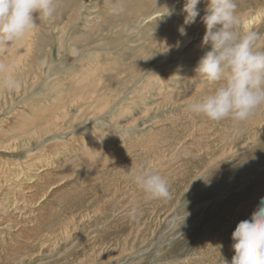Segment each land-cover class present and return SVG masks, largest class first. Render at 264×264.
<instances>
[{"label":"rangeland","instance_id":"rangeland-1","mask_svg":"<svg viewBox=\"0 0 264 264\" xmlns=\"http://www.w3.org/2000/svg\"><path fill=\"white\" fill-rule=\"evenodd\" d=\"M76 2L56 0L54 16L37 20L24 37L31 44L23 47L30 63L27 80H48L43 97L52 85L61 84L62 99L70 106L60 130L77 131L58 143L91 138L86 150L68 149L73 153L65 157L69 164L64 169L79 171L58 194L74 202L57 200H64L59 227L53 236H44L45 245L23 243L9 251L13 244L1 243L0 264H231L232 233L239 222L250 220L264 198V106L242 124L214 123L186 110L218 86L195 78L199 59L210 50L202 46L206 27L201 22L208 0L198 4L200 15L191 25L184 24L186 15L176 13L137 23L157 9L169 12L170 0H93L89 7L100 18L93 30L87 29L92 34L87 48L98 49L100 57H72L81 46H71L70 38L60 46L59 37L69 31L79 10ZM235 3L240 30L260 34L256 48L264 50V15L249 28L243 24L264 10V0ZM109 6L128 7L129 16L104 20L103 10ZM78 30H84L80 23L74 27ZM46 49L51 55L42 53ZM88 58L93 62L84 69L87 82L72 83L68 74L83 61L88 67ZM45 62L52 69L60 62L52 76ZM8 108H3L5 113ZM54 135L32 140L33 149ZM141 166L167 179L171 199L147 198L129 174ZM68 223L71 235L65 231ZM212 244L218 247L210 248Z\"/></svg>","mask_w":264,"mask_h":264},{"label":"bare ground","instance_id":"bare-ground-1","mask_svg":"<svg viewBox=\"0 0 264 264\" xmlns=\"http://www.w3.org/2000/svg\"><path fill=\"white\" fill-rule=\"evenodd\" d=\"M92 1L77 0L76 4L79 10L71 22L69 31L67 33L63 32L59 37L60 46L63 45L65 38L71 39V46L75 44L81 46V50L73 52L75 55H71L72 57L77 54H82L83 57H92V55L100 57L98 49L87 48V43L92 39V34L89 35L88 30L91 31L100 18L97 10L89 7ZM128 1L146 2V0ZM170 5L172 6L169 9L171 14L187 15L183 12L184 6L178 4L177 1L171 4L170 0ZM109 7L103 10L104 20L111 15L124 16L123 19L129 16L126 13L128 7L127 10L121 7L118 10ZM173 9L174 11H172ZM166 15H169L168 12L157 9L137 23L141 21L140 25H142L141 23L146 19L147 21L154 20L157 17ZM263 15L264 10L259 11L245 18L243 24L249 28L254 25L255 20H260ZM78 23H80V28H84V30L74 32V27ZM31 42V38H23L19 42L5 45L4 49L0 51V66H3L0 69V244L3 242L13 244V247L10 246L9 251L18 250L23 243V246L36 241L40 243L44 236H53V232L57 231L59 217L61 218V210L59 209L64 202V200H61L58 203L57 200L68 198L64 193L61 197L58 192L62 190L64 185L71 184V179L74 180L73 175L79 171L76 169L72 172L69 169H64L63 166L69 164L65 157L73 153L74 150L83 152L88 148V142L91 141V138L86 140L84 137H79L77 143H74L78 144L77 147L74 144L64 142V146L61 148L63 144L58 143L63 140L61 138L77 130L72 129L67 132L60 130V119L65 115V109L69 106L65 105L62 99L61 84L52 85L48 95L43 97L40 93L48 80H44L40 84L38 80H27L30 76V63L23 47L26 48ZM51 52V49L42 51L43 54L47 55H51ZM92 62L93 60L91 61L88 58L86 62L88 67L82 66L83 61L80 64L81 68L70 72L68 76L71 78V82L84 86L79 82H87L88 78L85 76L84 69L90 68ZM45 64L49 76H52V73L59 68L56 66L52 69V64L48 62H45ZM6 78L19 82L20 86L9 90L2 84ZM89 99H92V97ZM70 100L72 103V97ZM5 105L9 106L6 113L3 109ZM45 129L48 131L44 134H38L40 130ZM48 133L55 135L46 137L43 141L40 140L39 143L42 142L41 147L37 150L33 149L34 146L31 141H37ZM54 143H56L55 146H53ZM51 146L53 147L50 148ZM68 149L73 151L68 152ZM20 152L23 154L19 156ZM13 153L17 156L14 157ZM7 155H10V158ZM73 202L68 198L65 204ZM54 226L55 228H53ZM71 228V223H68L65 227L68 235H71ZM41 243L45 245L44 242ZM213 246L218 247L216 244H212L210 248ZM3 249L5 250V248Z\"/></svg>","mask_w":264,"mask_h":264},{"label":"clouds","instance_id":"clouds-1","mask_svg":"<svg viewBox=\"0 0 264 264\" xmlns=\"http://www.w3.org/2000/svg\"><path fill=\"white\" fill-rule=\"evenodd\" d=\"M200 2L186 0L185 25L196 22ZM236 9L235 0H208L201 17L206 27L202 46H210V50L199 59L195 78L218 86L211 94L186 105V110L214 123L231 120L242 124L264 106V50L256 48L261 36L255 31L240 30ZM55 12L56 0H0V51L7 44L21 41L36 28L37 20L47 22ZM179 32L187 34L183 26ZM2 84L9 90L20 86L11 78ZM129 174L148 199H171L167 179L150 168L141 166L135 173L131 168ZM130 215L135 219L136 210ZM232 240L235 255L231 264H264V198L250 220L238 223ZM223 264L228 262L223 260Z\"/></svg>","mask_w":264,"mask_h":264}]
</instances>
